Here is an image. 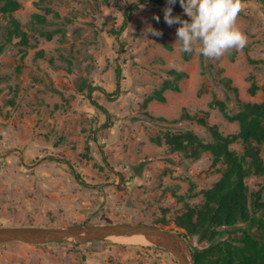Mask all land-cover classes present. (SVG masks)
I'll return each instance as SVG.
<instances>
[{
	"label": "rangeland",
	"instance_id": "374dc122",
	"mask_svg": "<svg viewBox=\"0 0 264 264\" xmlns=\"http://www.w3.org/2000/svg\"><path fill=\"white\" fill-rule=\"evenodd\" d=\"M13 1L27 43L0 12V227L146 223L185 235L192 253L261 232L250 220L212 240L178 227L226 164L169 140L190 133L211 144L216 131L244 156L239 122L227 116L264 102V0H242L236 24L247 45L218 60L179 50L180 25L164 21L166 7L189 19L179 0ZM259 156L264 164V143ZM243 183L249 216L264 220V175L250 171ZM0 264L178 263L160 247L109 237L3 243Z\"/></svg>",
	"mask_w": 264,
	"mask_h": 264
},
{
	"label": "trees",
	"instance_id": "16d2710c",
	"mask_svg": "<svg viewBox=\"0 0 264 264\" xmlns=\"http://www.w3.org/2000/svg\"><path fill=\"white\" fill-rule=\"evenodd\" d=\"M18 6L16 1L8 0L0 6V12L9 15L11 21L9 35L19 39L21 43H27L26 33L21 29L19 22L12 17V11ZM131 11L132 8H129L125 15L128 16ZM112 33L118 35L119 31L113 30ZM250 92L254 93L253 86ZM215 105L217 102L210 103L212 107ZM227 117L239 122V137L245 144L244 156L240 159L228 149L230 139L216 131H212L214 142L211 144H203L190 133L183 139L174 137L169 140L170 144L175 145V150L190 149L194 157L199 156L201 152L209 151L215 161L226 164L222 178L205 192L206 199L202 207L200 209L187 207L185 213L179 217L178 227L184 228L191 234H198L202 237L207 235L209 240H212L238 221L250 220L253 224H258L261 230L259 234L245 233L240 239V245L227 244L223 248L211 244L201 249L194 248V263L264 264V220L249 216L246 186L243 183L244 176L250 171L257 175H264V164L259 156V147L264 143V102L245 103L235 116ZM245 160L248 163L247 166L244 165ZM60 161L65 162L61 159ZM75 175L80 179L78 174ZM83 223L91 224L89 218Z\"/></svg>",
	"mask_w": 264,
	"mask_h": 264
},
{
	"label": "clouds",
	"instance_id": "9594fccd",
	"mask_svg": "<svg viewBox=\"0 0 264 264\" xmlns=\"http://www.w3.org/2000/svg\"><path fill=\"white\" fill-rule=\"evenodd\" d=\"M169 5L176 0H167ZM183 20L172 15V8L164 9V21L169 26L179 24L176 37L183 53L196 51L209 60H218L232 50H242L247 45V36L237 27L236 20L243 10L242 0H179ZM157 22L159 17H154ZM153 36L162 33L151 29ZM198 45V47H197Z\"/></svg>",
	"mask_w": 264,
	"mask_h": 264
},
{
	"label": "water",
	"instance_id": "95a60500",
	"mask_svg": "<svg viewBox=\"0 0 264 264\" xmlns=\"http://www.w3.org/2000/svg\"><path fill=\"white\" fill-rule=\"evenodd\" d=\"M131 236H143L151 245L169 252L178 264H195L192 249L182 234L153 224L116 222L107 224L76 223L57 227H0V244L12 242L27 244L90 242L109 237Z\"/></svg>",
	"mask_w": 264,
	"mask_h": 264
},
{
	"label": "bare ground",
	"instance_id": "6f19581e",
	"mask_svg": "<svg viewBox=\"0 0 264 264\" xmlns=\"http://www.w3.org/2000/svg\"><path fill=\"white\" fill-rule=\"evenodd\" d=\"M119 239L132 238V242L149 245L150 243L143 236H131V237H118Z\"/></svg>",
	"mask_w": 264,
	"mask_h": 264
}]
</instances>
